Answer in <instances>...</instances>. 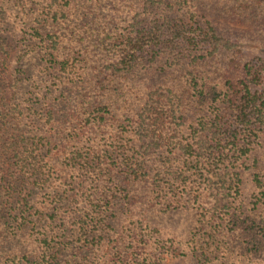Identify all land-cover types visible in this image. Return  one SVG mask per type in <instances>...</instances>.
<instances>
[{
    "label": "trees",
    "instance_id": "obj_1",
    "mask_svg": "<svg viewBox=\"0 0 264 264\" xmlns=\"http://www.w3.org/2000/svg\"><path fill=\"white\" fill-rule=\"evenodd\" d=\"M264 264V0H0V264Z\"/></svg>",
    "mask_w": 264,
    "mask_h": 264
},
{
    "label": "rangeland",
    "instance_id": "obj_2",
    "mask_svg": "<svg viewBox=\"0 0 264 264\" xmlns=\"http://www.w3.org/2000/svg\"><path fill=\"white\" fill-rule=\"evenodd\" d=\"M169 264H188V262L181 258H172L169 260Z\"/></svg>",
    "mask_w": 264,
    "mask_h": 264
}]
</instances>
